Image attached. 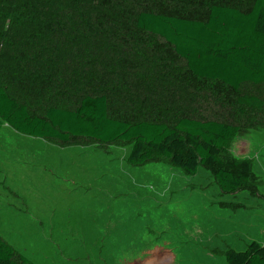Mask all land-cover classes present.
<instances>
[{
	"label": "trees",
	"instance_id": "1",
	"mask_svg": "<svg viewBox=\"0 0 264 264\" xmlns=\"http://www.w3.org/2000/svg\"><path fill=\"white\" fill-rule=\"evenodd\" d=\"M148 3L159 1L0 0V132L5 124L20 135L61 144L122 143L130 146L126 162L132 168L165 161L189 177L207 170L223 194L249 189L251 160L227 155L242 127H259L264 102L238 95L230 121L214 111L190 117V102L211 100L185 75L236 95L246 84L264 87V0H250L247 10L206 4L204 19L143 10ZM138 34L168 46L184 78H172L173 70L163 67L174 80L172 90L155 91L151 73L136 77L121 114L112 117L109 77L118 78L115 68L132 62L126 56L136 53V59L131 36ZM161 111L171 117L153 116ZM222 256L226 264H264V245L227 248ZM0 264L33 263L0 238Z\"/></svg>",
	"mask_w": 264,
	"mask_h": 264
},
{
	"label": "rangeland",
	"instance_id": "2",
	"mask_svg": "<svg viewBox=\"0 0 264 264\" xmlns=\"http://www.w3.org/2000/svg\"><path fill=\"white\" fill-rule=\"evenodd\" d=\"M154 1L159 4L148 3L143 10L197 19L206 16V4L240 10L250 4V0ZM132 37L138 54L126 60L139 65L124 62L113 72L118 78L109 77L112 117L121 114L136 77L151 73L155 91L172 90L174 80L163 67L173 70L172 78H184L175 69L180 68L177 58L161 40L143 34ZM185 79L211 100L190 102L193 118L214 111L230 121L227 115L238 95L264 102L262 86L243 85L236 95L218 83L197 84L186 75ZM216 101L221 102L218 109ZM153 116L171 117L163 111ZM260 118L259 127H242L227 155L252 162L251 187L235 194L221 193L202 168L192 177L165 161L132 168L126 162L130 152L126 144L101 146L86 139L43 143L4 127L0 207L14 217L5 218V227L0 222V230L15 239L17 248L3 239L33 264H226L222 256L226 248L242 251L252 240L264 243V116ZM239 120L242 125L250 122Z\"/></svg>",
	"mask_w": 264,
	"mask_h": 264
},
{
	"label": "crops",
	"instance_id": "3",
	"mask_svg": "<svg viewBox=\"0 0 264 264\" xmlns=\"http://www.w3.org/2000/svg\"><path fill=\"white\" fill-rule=\"evenodd\" d=\"M4 127H8L7 125H3V127H2V129H1V132H0V135H1V133H3V128ZM9 128V127H8ZM16 133V132H15ZM18 134V133H17ZM20 135V134H19ZM21 136H23V135H21ZM24 137H27V136H24ZM29 138H32V137H29ZM34 139H36V138H34ZM42 142L43 143H45L44 142V140H42ZM3 212H5V214H7V215H5V216H3V215H0V222H4V227H5V225H7L5 222H6V219L5 218H9V216L10 217H14L13 216V214L10 212V210L9 209H3V208H1L0 207V213H3ZM2 231H5V229H1ZM0 230V238L2 239V240H6V241H8V243H10V244H13V246L14 247H16L17 248V245H16V243H15V239H13V237L11 236V235H9L8 233H3L2 231ZM17 235V234H16ZM4 238V239H3ZM4 240V241H5ZM5 241V242H6ZM251 242H257V241H255V240H252V241H250L249 243H251ZM7 243V242H6ZM7 243V244H8ZM248 243V244H249ZM258 244H260L259 242H257ZM247 244V245H248ZM9 245V244H8ZM246 245V246H247ZM260 245H264V243L263 244H260ZM10 246V245H9ZM246 246L242 249V251L246 248ZM10 247H12V246H10ZM13 248V247H12ZM228 248H230V249H232L231 247H228ZM227 249V248H226ZM15 250V249H14ZM233 250H235V249H233ZM16 251V250H15ZM236 251V250H235ZM17 252V251H16ZM19 253V252H18ZM20 254V253H19ZM21 255V254H20ZM66 264V263H65Z\"/></svg>",
	"mask_w": 264,
	"mask_h": 264
}]
</instances>
